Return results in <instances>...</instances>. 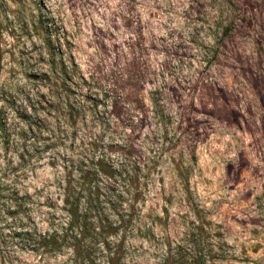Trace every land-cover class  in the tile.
Returning <instances> with one entry per match:
<instances>
[{"label":"rangeland","instance_id":"374dc122","mask_svg":"<svg viewBox=\"0 0 264 264\" xmlns=\"http://www.w3.org/2000/svg\"><path fill=\"white\" fill-rule=\"evenodd\" d=\"M85 200L121 264H264V0H0V264H106L37 244Z\"/></svg>","mask_w":264,"mask_h":264},{"label":"trees","instance_id":"16d2710c","mask_svg":"<svg viewBox=\"0 0 264 264\" xmlns=\"http://www.w3.org/2000/svg\"><path fill=\"white\" fill-rule=\"evenodd\" d=\"M223 2L228 3L230 0H210L213 4H216L217 2ZM127 163H130V160L125 158V156L121 157L120 164L125 165ZM77 184V183H76ZM79 192L81 195H84L82 198L86 197V190L83 188V186H79ZM85 193V194H84ZM77 203H79L80 198L76 199ZM84 209V210H83ZM82 210L84 212L83 216L85 219H88L89 222L91 220L92 224H98L99 227H93L91 228V224L84 223L83 226H79L76 232H71L68 236L67 234L65 237L62 234H56V232H53L51 234H43L39 235L37 237V244L41 245L42 247H48V249L52 252H58L60 251L61 245H59V242L61 241H76L77 238H84L88 237V239L98 241L102 239L99 243H101L103 248H106L107 250V259L106 264H121V261L123 260V252L121 249V246L119 244H114L112 242H109L106 239V236L109 235L112 227V223L109 222L107 217H104L103 209L99 210L98 208H92L90 203L85 200L84 204L82 206ZM119 217V220H117L118 223H124L127 224L130 221H126V215L125 216H117ZM107 229V230H106ZM85 235V236H83ZM99 245V244H98ZM75 264V263H73Z\"/></svg>","mask_w":264,"mask_h":264}]
</instances>
